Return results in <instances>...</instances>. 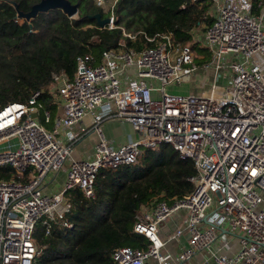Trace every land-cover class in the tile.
<instances>
[{"label": "built area", "instance_id": "built-area-1", "mask_svg": "<svg viewBox=\"0 0 264 264\" xmlns=\"http://www.w3.org/2000/svg\"><path fill=\"white\" fill-rule=\"evenodd\" d=\"M94 1L110 10L106 26H117L118 0ZM257 5L259 12L254 0H210L203 17L208 10L213 23L203 35L197 26L190 31L192 42L211 55L198 63L195 59L203 55L187 41L121 26L124 36L135 39L142 32L153 44L136 49L120 42L99 59L80 54L72 79L54 71L53 90L62 111L53 128L38 117L43 109L45 121L51 118L38 91L27 102L11 101L0 109V165L14 169L11 178L0 179V264H35L37 223L43 222L46 232L55 221L72 226L66 218L72 189L94 197L101 168L136 163L145 147L162 142L194 161L193 186L185 194L161 193L143 204L133 231L145 235L149 244L116 247L113 264H173L202 249L212 252L213 264H264V5ZM198 71L209 73V84L206 76L196 78ZM183 83L194 90H168ZM88 114L100 140L91 157H75L74 143L88 128L72 127ZM109 118L131 123L137 138L112 145L101 128ZM61 171L62 186L47 191ZM179 210L186 215L169 239L186 233L188 246L173 258L162 251L166 240L160 229ZM219 231L237 234L240 248L231 255L216 248Z\"/></svg>", "mask_w": 264, "mask_h": 264}, {"label": "trees", "instance_id": "trees-1", "mask_svg": "<svg viewBox=\"0 0 264 264\" xmlns=\"http://www.w3.org/2000/svg\"><path fill=\"white\" fill-rule=\"evenodd\" d=\"M38 1L0 0V109L11 101L27 102L38 91V101L54 116V71L73 77L80 54L93 53L99 59L120 42L136 49L153 44L142 32L135 39L124 36L121 26L148 34L167 32L186 42L210 4V0H118L117 26L101 28L91 16L97 12L106 16L101 6L94 0H70L79 4L77 16L54 8L19 21L15 4L28 11ZM259 2L264 5V0H254L256 12ZM205 18L207 26L214 21L211 15ZM195 173L194 161L180 157L165 142L145 147L136 163L101 168L94 197H87L81 188L72 189V207L66 214L71 227L55 221L46 232L44 223H37L35 264H113L116 247H147L148 238L133 231L140 207L161 193L170 197L187 193L193 186L189 176ZM13 174L11 165H0V179Z\"/></svg>", "mask_w": 264, "mask_h": 264}, {"label": "crops", "instance_id": "crops-1", "mask_svg": "<svg viewBox=\"0 0 264 264\" xmlns=\"http://www.w3.org/2000/svg\"><path fill=\"white\" fill-rule=\"evenodd\" d=\"M130 31H134V30H130ZM202 61H205L204 57L199 59V62ZM208 75L209 73L205 74L202 71H198V73L196 74V78L199 79L200 77L203 76L205 77ZM73 77L68 76L69 79H72ZM194 82L197 83L195 78H194ZM54 86L55 83L53 87ZM56 95H55V99H56ZM61 111H62L61 104L59 101H57V112L55 113V118L57 117V115H59V113H61ZM91 121H92V117L90 114H88L83 118L82 122L79 125H74L72 127V129L75 131L79 130L80 127L88 128L87 131L83 134V136L74 143L73 156L75 157H80V158L91 157V155H93L94 153L97 142L100 140V133H98L94 128H91ZM53 126H50L49 128H53ZM101 128H102V135L114 146H118L120 144L133 141L138 136V133L133 129L131 123L126 121H121L118 118H109L102 121ZM64 177H65L64 171H61L59 175L56 176V178L50 179L46 190L56 191L57 189H59L62 186ZM262 197L263 199L260 207L264 209V190L262 192ZM185 215H186L185 210L176 211L162 224L160 229L161 237L166 240V243L162 248V251L170 253L173 258H175L178 253H180L184 248L188 246V241H187L188 235L186 233H183L182 235H179L175 238L169 239V235L180 225ZM218 235H219V239L216 242L215 247L216 248L220 247L221 252L231 255L240 248L241 243L239 236L237 234H233V233L228 234L226 231H220ZM173 264H213L212 252L207 249H202L197 251L188 260L176 261Z\"/></svg>", "mask_w": 264, "mask_h": 264}, {"label": "water", "instance_id": "water-1", "mask_svg": "<svg viewBox=\"0 0 264 264\" xmlns=\"http://www.w3.org/2000/svg\"><path fill=\"white\" fill-rule=\"evenodd\" d=\"M17 9L18 17H24L27 20H30L38 15L39 12H46L49 9L61 8L67 15L70 17L74 16L79 9L78 2L73 3L70 0H40L34 4H32L31 8L28 11L20 10L18 4H15ZM92 17L96 18L99 27H105V25L109 22V16H102L100 12H97ZM35 116L36 113H33Z\"/></svg>", "mask_w": 264, "mask_h": 264}, {"label": "rangeland", "instance_id": "rangeland-1", "mask_svg": "<svg viewBox=\"0 0 264 264\" xmlns=\"http://www.w3.org/2000/svg\"><path fill=\"white\" fill-rule=\"evenodd\" d=\"M102 9H103V12H104V14L106 16L110 13V10L108 8H106L105 6H102ZM208 10H209V8H208ZM208 10H207V12H208ZM207 12H206L204 17L202 16V21L200 23H198L197 25H195V26H197V33L198 34L203 35L205 29L207 28V24L205 22V19H206L205 17L209 16V15H213L212 13H207ZM74 16H77V13ZM21 20L22 19L20 17L19 21H21ZM187 42L192 44V49L194 50V52L196 54L203 55V57L205 58V61H209L210 60L211 55H210L209 50H207L203 45H201V43H199V42H194L193 43L192 39H189ZM195 61L198 63L199 62L198 58H196ZM208 81H209V77L206 76V82H207L206 84H209ZM219 81L221 82L222 79H219ZM192 83H196V82H192ZM190 84L183 83L181 85L171 86L168 90L169 91H174V92H179V93L191 92L194 89H193V86H191V88L189 87ZM52 90H53V87H52ZM195 90H196V88H195ZM55 95H56V92H55ZM50 113H51L50 121H45L44 110L43 109H40L39 115H38V117L41 120V122L48 128L50 126H53L54 125V121H55L54 113L51 112V111H50ZM238 233H240V231H238Z\"/></svg>", "mask_w": 264, "mask_h": 264}]
</instances>
